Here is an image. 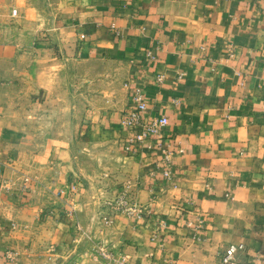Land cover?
Returning a JSON list of instances; mask_svg holds the SVG:
<instances>
[{"label": "crops", "instance_id": "crops-1", "mask_svg": "<svg viewBox=\"0 0 264 264\" xmlns=\"http://www.w3.org/2000/svg\"><path fill=\"white\" fill-rule=\"evenodd\" d=\"M136 89L183 149L168 166L156 137L126 150ZM231 244L264 264V0H0V264H222Z\"/></svg>", "mask_w": 264, "mask_h": 264}, {"label": "built area", "instance_id": "built-area-1", "mask_svg": "<svg viewBox=\"0 0 264 264\" xmlns=\"http://www.w3.org/2000/svg\"><path fill=\"white\" fill-rule=\"evenodd\" d=\"M230 55L233 56L232 51ZM157 79L159 82H162L164 78L163 76H159ZM131 100L132 108L123 116L122 123L127 127L140 128V131L129 138L126 150L133 152L149 137H156L157 145L162 149L164 161L167 163L166 166H168L175 153H183L182 147L177 145V143H170L168 149H164L163 147L162 135L170 124L168 116L164 115L148 121L145 120L144 115L149 109V103L141 89L134 90ZM165 175L171 177V171L168 167ZM115 209L117 212H125L134 218H141L144 213L143 206L133 196L127 194H121L116 199ZM107 221L110 223L111 219H107ZM244 250V244H231L222 255V264H235L237 254ZM103 254L106 256L108 253L103 251Z\"/></svg>", "mask_w": 264, "mask_h": 264}]
</instances>
